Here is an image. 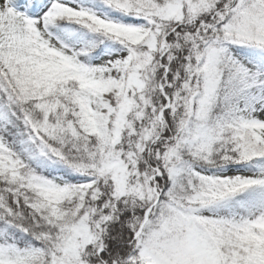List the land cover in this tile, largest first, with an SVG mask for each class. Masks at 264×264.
Instances as JSON below:
<instances>
[{"label":"snow or ice","instance_id":"snow-or-ice-1","mask_svg":"<svg viewBox=\"0 0 264 264\" xmlns=\"http://www.w3.org/2000/svg\"><path fill=\"white\" fill-rule=\"evenodd\" d=\"M0 264H264V0H0Z\"/></svg>","mask_w":264,"mask_h":264}]
</instances>
